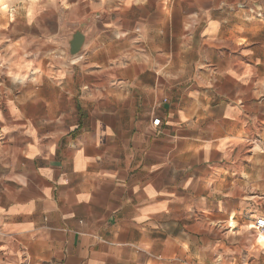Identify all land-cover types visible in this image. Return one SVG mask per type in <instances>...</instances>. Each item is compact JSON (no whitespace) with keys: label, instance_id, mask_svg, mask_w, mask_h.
<instances>
[{"label":"crops","instance_id":"1","mask_svg":"<svg viewBox=\"0 0 264 264\" xmlns=\"http://www.w3.org/2000/svg\"><path fill=\"white\" fill-rule=\"evenodd\" d=\"M256 198L264 0H0V264H264Z\"/></svg>","mask_w":264,"mask_h":264},{"label":"water","instance_id":"2","mask_svg":"<svg viewBox=\"0 0 264 264\" xmlns=\"http://www.w3.org/2000/svg\"><path fill=\"white\" fill-rule=\"evenodd\" d=\"M100 17V12H92L75 24H64L62 30L63 45L71 56L81 54L91 35L93 20Z\"/></svg>","mask_w":264,"mask_h":264},{"label":"rangeland","instance_id":"3","mask_svg":"<svg viewBox=\"0 0 264 264\" xmlns=\"http://www.w3.org/2000/svg\"><path fill=\"white\" fill-rule=\"evenodd\" d=\"M94 21V20H93ZM93 24V22H92ZM119 49V48H117ZM129 49H132L134 52L136 50V53L143 50V48H129ZM161 52H165L167 51V48H160ZM176 50H179V48H176ZM102 57V56H101ZM264 216V199H258L256 198V202L255 204L253 205L252 208H250L249 211H245L243 214H242V217H243V220L242 222H240L241 225H244V226H248L250 224H253V220L259 216ZM239 224V225H240ZM253 228L251 227L250 230L248 231L247 235H245L244 239H236L234 242H237V247L234 248L235 251H236V255H239L241 254V251L242 249L243 250H247L248 249V246L249 244H253V250L255 252L256 255H260V254H263L264 253V248H262L261 246H258L255 242V239L254 237L252 236L254 233H253ZM248 236V238H247ZM262 236V235H261ZM247 239H250V243L248 244V241ZM235 255V256H236ZM213 261V258L212 257H209V263Z\"/></svg>","mask_w":264,"mask_h":264},{"label":"built area","instance_id":"4","mask_svg":"<svg viewBox=\"0 0 264 264\" xmlns=\"http://www.w3.org/2000/svg\"><path fill=\"white\" fill-rule=\"evenodd\" d=\"M159 119L156 118L152 121L153 125L159 124ZM253 228L257 233H263L264 234V217H257L254 219L253 222Z\"/></svg>","mask_w":264,"mask_h":264},{"label":"bare ground","instance_id":"5","mask_svg":"<svg viewBox=\"0 0 264 264\" xmlns=\"http://www.w3.org/2000/svg\"><path fill=\"white\" fill-rule=\"evenodd\" d=\"M250 226L252 227V224H251ZM259 237H261V238H262L261 234H259Z\"/></svg>","mask_w":264,"mask_h":264}]
</instances>
